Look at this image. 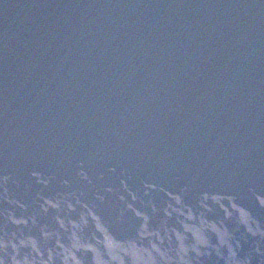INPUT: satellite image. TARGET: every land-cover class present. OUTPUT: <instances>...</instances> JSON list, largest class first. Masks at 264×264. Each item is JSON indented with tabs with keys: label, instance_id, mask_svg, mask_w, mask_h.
Returning <instances> with one entry per match:
<instances>
[{
	"label": "water",
	"instance_id": "1",
	"mask_svg": "<svg viewBox=\"0 0 264 264\" xmlns=\"http://www.w3.org/2000/svg\"><path fill=\"white\" fill-rule=\"evenodd\" d=\"M0 264H264V0H0Z\"/></svg>",
	"mask_w": 264,
	"mask_h": 264
}]
</instances>
